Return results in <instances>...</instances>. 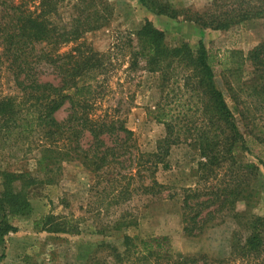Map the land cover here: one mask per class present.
<instances>
[{
	"label": "trees",
	"instance_id": "1",
	"mask_svg": "<svg viewBox=\"0 0 264 264\" xmlns=\"http://www.w3.org/2000/svg\"><path fill=\"white\" fill-rule=\"evenodd\" d=\"M137 1L155 15L188 21L199 29L227 30L264 18V0H210L202 9L175 8L168 0ZM112 14L109 0H0V65L5 64L21 93L20 101L12 96L0 99V134L33 132L45 140L36 147L34 171L0 170V243L16 230L8 216L30 212L27 189L53 182L63 162L76 161L91 171L95 185L104 182L98 193L104 197L114 191L109 201L115 206L134 193L152 200L175 197L177 190L159 183L155 173L158 167L167 168L170 147L185 142L195 144L202 158L197 162L199 178L230 169V184L208 191L204 186L180 188L181 233L196 237L206 222L229 215L237 226L230 234V254L257 260L264 254V212L232 210L238 198L248 196L243 186L255 176L256 165L237 162L235 155L246 145L214 77L245 69L256 81L251 91L264 93V41L244 54L229 50L218 56L208 53L200 40L195 49L184 40L168 45L162 30L144 19L136 30L114 31L110 45L98 51L83 36L105 27ZM145 78L156 92L146 114L162 125L163 134L152 151L142 153L123 117L134 106V92ZM60 109L65 115L57 120L54 115ZM259 163L264 168V161ZM115 165L130 170L124 185L119 183L124 175ZM234 166L246 177L236 174ZM33 224L48 233L76 235L82 230L78 219L63 214L46 213ZM133 225L135 220L122 213L94 230ZM103 247L111 261L105 257L88 262L209 264L204 255L171 258L165 236L123 235L121 251L109 244Z\"/></svg>",
	"mask_w": 264,
	"mask_h": 264
},
{
	"label": "rangeland",
	"instance_id": "2",
	"mask_svg": "<svg viewBox=\"0 0 264 264\" xmlns=\"http://www.w3.org/2000/svg\"><path fill=\"white\" fill-rule=\"evenodd\" d=\"M209 1L168 0L172 7L190 6L195 9L204 8ZM109 2L113 6L109 22L105 27L83 36V40L98 51H103L110 45L114 31L136 30L144 19L162 30L166 44L173 45L184 40L190 48L195 49L200 40L208 53L218 56H226L229 50H239L244 54L255 44L264 41V18L245 20L227 30L199 29L188 21L155 15L137 0ZM64 49L65 47L61 48ZM214 82L231 110L246 145L245 151L235 155L237 162H252L256 165V170H253L255 176L251 179L247 176L249 181L243 186V193H248V196L238 198L232 210L261 214L264 212V168L259 162L264 161V93L251 91L250 84L256 81L245 69L241 74L233 76H229L227 72L216 75ZM110 84L114 86L112 82ZM134 94V106L124 115V124L132 132L137 151L147 153L154 149L163 134L162 125L146 114V109L156 98L150 79L145 78ZM8 96L14 97L15 101L21 100V93L15 88L5 64H1L0 99ZM104 106L105 104L102 105ZM64 115L65 110L60 109L54 116L61 120ZM40 142L45 140H41L33 132L19 136L14 133L0 134V170L34 171V157L38 151L36 147ZM165 160L167 168L158 167L155 178L163 185L174 187L177 190L175 197L152 200L141 193H134L127 202L118 206L109 201L114 191L104 197L98 193L104 182L95 185V177L91 171L76 161L63 162L53 182L27 189L30 205L28 214L8 216V222L16 230L8 232L2 238L0 253H3V257L0 258V264H89L88 260L100 261L106 257L108 250L103 244L121 251L123 235L139 238L165 236L171 258L176 255H204L209 264H264V254L257 260L230 254V234L237 226L229 215H219L206 222L203 225L206 228L196 237L181 233L183 213L180 208V188L202 189L204 186L208 191L213 187L229 185L230 169L218 170L215 176L199 178L202 174L197 168V162L202 158L193 143L182 142L171 146ZM127 163L128 160H125L121 166L124 167ZM113 167L124 175L119 182L124 185L130 171L128 166L127 169L117 168V165ZM233 168L236 174L242 173L246 177L247 174L239 167ZM61 200L65 203L64 206ZM46 213L78 219L81 232L70 235L36 230L34 221ZM122 213L133 218L135 225L119 230H104L102 233L94 230L95 225Z\"/></svg>",
	"mask_w": 264,
	"mask_h": 264
}]
</instances>
